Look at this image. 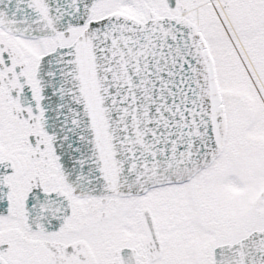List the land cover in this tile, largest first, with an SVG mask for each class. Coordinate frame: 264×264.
<instances>
[{
	"label": "snow or ice",
	"instance_id": "6c2138e0",
	"mask_svg": "<svg viewBox=\"0 0 264 264\" xmlns=\"http://www.w3.org/2000/svg\"><path fill=\"white\" fill-rule=\"evenodd\" d=\"M0 264H264V0H0Z\"/></svg>",
	"mask_w": 264,
	"mask_h": 264
}]
</instances>
